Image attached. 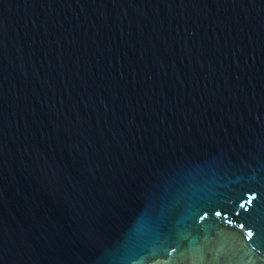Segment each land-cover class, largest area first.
I'll list each match as a JSON object with an SVG mask.
<instances>
[{
	"label": "water",
	"instance_id": "water-1",
	"mask_svg": "<svg viewBox=\"0 0 264 264\" xmlns=\"http://www.w3.org/2000/svg\"><path fill=\"white\" fill-rule=\"evenodd\" d=\"M0 264H264V0H0Z\"/></svg>",
	"mask_w": 264,
	"mask_h": 264
},
{
	"label": "snow or ice",
	"instance_id": "snow-or-ice-1",
	"mask_svg": "<svg viewBox=\"0 0 264 264\" xmlns=\"http://www.w3.org/2000/svg\"><path fill=\"white\" fill-rule=\"evenodd\" d=\"M249 235H251V234H249Z\"/></svg>",
	"mask_w": 264,
	"mask_h": 264
}]
</instances>
